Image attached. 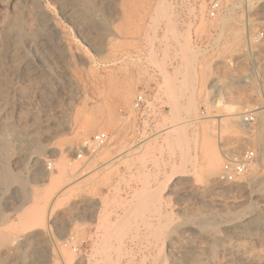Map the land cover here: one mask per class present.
Segmentation results:
<instances>
[{
	"label": "rangeland",
	"instance_id": "374dc122",
	"mask_svg": "<svg viewBox=\"0 0 264 264\" xmlns=\"http://www.w3.org/2000/svg\"><path fill=\"white\" fill-rule=\"evenodd\" d=\"M161 1L0 0V234L16 243L0 264H264V144L247 134L264 125V0L231 11L223 0L214 19L197 0H165L167 13ZM184 48L203 73L199 97L151 129L158 98L150 112L134 100ZM234 105L256 121L227 127ZM98 132L107 144L77 159ZM124 136L143 141L119 146ZM247 149L258 166L220 184L226 156ZM122 219L124 231L107 229Z\"/></svg>",
	"mask_w": 264,
	"mask_h": 264
},
{
	"label": "crops",
	"instance_id": "0c3cea01",
	"mask_svg": "<svg viewBox=\"0 0 264 264\" xmlns=\"http://www.w3.org/2000/svg\"><path fill=\"white\" fill-rule=\"evenodd\" d=\"M181 16L183 17L186 15L181 14ZM184 50L185 52L183 53V55L185 62L182 65L181 63H178L169 67L166 75L158 76L155 79V81L149 84V89H146L144 91L147 94L149 101L153 102L156 99V97L158 98V100L155 101V106H156L155 113H153V117L149 119V122L151 123V129L158 122L162 123L163 120L162 115L164 114L175 117L176 119L183 117V111L181 109V106L189 103L193 104L194 102L189 101V99L188 101L182 100L180 99V97L182 96L187 98L199 97L200 86L202 85L203 73L201 72L198 73L199 70L196 69L194 65L192 66L193 62L196 61L192 49L184 48ZM139 87L145 89L143 84H141ZM212 88L214 89V95L212 99L214 103H217L218 101L217 97L219 96V91L221 90V84H219L218 82L216 83L214 82ZM223 102H225L224 104L227 106V102L226 101ZM169 103L171 105H168ZM190 110L191 108L188 109V112H190ZM123 117L128 118V114L125 113ZM132 124L133 122H129L128 124L129 127L128 125L127 127L130 129ZM138 124L140 128L144 127L143 120H140ZM142 141L143 140L140 138V136L138 138H135V140L132 138V136H124L119 139L118 145L119 146L125 145L126 143L129 142H131L133 145L134 144L137 145L140 144ZM117 157L118 159H127V154L122 153L119 154ZM143 205H144L143 207H146L145 204Z\"/></svg>",
	"mask_w": 264,
	"mask_h": 264
},
{
	"label": "built area",
	"instance_id": "2783aa9c",
	"mask_svg": "<svg viewBox=\"0 0 264 264\" xmlns=\"http://www.w3.org/2000/svg\"><path fill=\"white\" fill-rule=\"evenodd\" d=\"M200 5L206 8L207 16L211 19L218 17L223 9V0H197ZM264 33H261L263 36ZM148 96L145 92H141L134 100V108L141 112H150L148 109ZM205 112H203L204 114ZM149 114V113H148ZM153 115L149 114L146 119L152 118ZM241 121L246 125H252L256 121V116L253 111L245 110L241 114ZM109 141V134L106 132H98L93 135L92 142L94 147L91 148L89 143H85L81 146V152L77 153V159H81L84 154H93L97 148H101ZM259 163V155L255 150L247 149L240 155L226 156V161L222 166V169L218 175V182L222 185H229L239 182L247 173ZM47 168L53 169V163H48ZM261 168L264 172V159L261 162Z\"/></svg>",
	"mask_w": 264,
	"mask_h": 264
},
{
	"label": "bare ground",
	"instance_id": "6f19581e",
	"mask_svg": "<svg viewBox=\"0 0 264 264\" xmlns=\"http://www.w3.org/2000/svg\"><path fill=\"white\" fill-rule=\"evenodd\" d=\"M235 4H236V0H227V6H226V9L227 10H232L233 8H234V6H235ZM170 6V5H169ZM157 11L158 12H161V13H167L166 11L168 10V7H167V5H166V1L165 0H162L158 5H157ZM196 9V8H195ZM202 9V8H201ZM234 10V9H233ZM191 11H193L192 9H191ZM190 11V12H191ZM202 11V10H201ZM160 13V14H161ZM159 15V14H158ZM228 22V21H227ZM237 35V34H236ZM237 37V36H236ZM235 37V38H236ZM239 37V36H238ZM191 47V46H190ZM191 49V48H190ZM190 53V52H189ZM191 54V53H190ZM187 55H188V53H187ZM200 57V56H199ZM192 64V63H191ZM176 83V82H175ZM174 84V83H173ZM178 88V87H177ZM176 88V89H177ZM172 92V91H171ZM177 98V97H176ZM193 102H194V100H192ZM196 101V100H195ZM192 104V103H191ZM229 106H231V105H227V107L228 108H230ZM234 107V113L233 114H231L232 116H231V118L229 119V121L227 122V127H229V128H235V126H237V125H240V123L242 124V125H244V127L245 126H249V125H246V124H244V123H242V121L241 122H239V120H237V118L235 117L236 115H235V113L237 112V109H238V107L239 106H237V105H234L233 106ZM176 108V107H175ZM227 108V110H229ZM189 109V108H188ZM191 111V110H190ZM258 116H260V118H261V120H262V122L264 123V111H260V112H258ZM107 120V119H106ZM94 127V126H93ZM260 127V126H259ZM87 129V128H86ZM260 129V128H259ZM180 132V131H179ZM246 132H249V130L246 128ZM247 134H250V136L252 137V139H253V141H255V142H257V143H260V144H264V125H263V127H261V129H260V131L258 130V132H255V133H247ZM183 135V134H182ZM179 136V135H178ZM183 138V137H182ZM185 140V139H184ZM183 140V141H184ZM170 141V140H169ZM180 141V140H179ZM168 142V141H167ZM187 142V141H186ZM185 141L183 142V144L181 143V145H185L186 146V144H184V143H186ZM88 143V142H87ZM177 144V143H176ZM184 147V146H183ZM186 148V147H185ZM184 148V149H185ZM189 152H190V150H189ZM234 152H237V150H235ZM182 154H184V152L182 153ZM214 155V154H213ZM183 156V155H182ZM210 156V155H209ZM217 156V155H216ZM186 157V156H185ZM190 157V156H189ZM212 157V156H211ZM213 158V157H212ZM218 158V157H217ZM259 158H261V154H259ZM262 159V158H261ZM188 160V159H187ZM218 160V159H217ZM221 161V160H220ZM260 161V160H259ZM258 165L256 164L252 169H254V168H256ZM178 167V166H177ZM179 168H181V167H179ZM211 170H212V172L213 173H215L216 171H218V164H217V162H213V164L211 165V168H210ZM47 170H48V168H47ZM45 175V177H50L49 176V174H44ZM179 176V175H178ZM257 177V170H255L254 172H252V174H251V177L250 178H252V177ZM10 179L11 178H13V177H9ZM258 178V177H257ZM175 179V178H174ZM174 179H172L169 183H172L173 182V180ZM256 179V178H255ZM9 180V179H8ZM250 180V179H249ZM258 181V180H257ZM256 181V182H257ZM248 183V182H247ZM259 186L260 187H264V179H262V180H260L259 181ZM156 195V194H155ZM152 196L153 195H151V197H147V198H149V199H151L152 198ZM146 198V199H147ZM153 198H157V199H159V195L157 194L155 197H153ZM32 199V198H31ZM143 200V199H142ZM151 201V200H150ZM155 201V200H154ZM147 202V201H146ZM36 205V204H35ZM38 205V204H37ZM139 205V204H138ZM138 205H137V208H138ZM147 204H145V206H146ZM144 206V205H143ZM34 207V206H33ZM45 207V206H44ZM44 207H37L36 209H34V212H33V216H34V219L36 220V221H42L43 220V215H44ZM137 208H135V209H137ZM141 208V207H140ZM30 210V209H29ZM132 211L134 210V209H131ZM141 210V209H140ZM139 209H137L136 211L134 210V213L136 212H138V211H140ZM159 210V209H158ZM142 211V210H141ZM131 213V212H130ZM28 214V213H27ZM139 214H140V212H139ZM24 215V214H23ZM130 214H127V216H129ZM132 215H133V213H132ZM217 215V214H216ZM125 216H126V214H125ZM124 216V218H126ZM45 217V216H44ZM25 218V217H24ZM27 218H29V216L27 217ZM129 218H131V217H129ZM206 218V217H205ZM210 218V217H209ZM221 218V217H220ZM30 219V218H29ZM28 219V220H29ZM45 219V218H44ZM204 219V218H203ZM239 219V218H238ZM128 220V219H127ZM126 219H122V221H120V222H118V224L117 225H115L114 224V226H112L111 228H107L110 232H116V231H118L119 233H120V231H124V228L126 227V222H129V221H127ZM226 220V219H225ZM233 220V219H232ZM241 220V218L239 219V220H237V221H240ZM244 220V219H243ZM45 221V220H44ZM199 221V220H198ZM211 221V220H210ZM223 221H224V219H223ZM228 221V220H227ZM209 222V221H208ZM219 222V221H218ZM217 222V223H218ZM171 223V222H170ZM204 223V222H203ZM202 223V224H203ZM209 223H211V222H209ZM128 224V223H127ZM172 224V223H171ZM160 225H161V223H160ZM175 225V224H174ZM206 225V224H205ZM204 225V226H205ZM220 225V224H219ZM25 226V225H24ZM130 226V225H129ZM204 226H203V228H204ZM216 226H217V224H216ZM199 227V226H198ZM202 226L200 225V227L199 228H201ZM221 227V226H220ZM128 228V227H127ZM208 229L210 228V227H207ZM216 228V227H215ZM155 229V228H154ZM163 229H164V227H163ZM176 229V228H175ZM206 229V228H205ZM205 229H202L203 231H205ZM212 229V228H211ZM200 231H201V229H199ZM108 231V232H109ZM157 231V230H156ZM177 231V230H176ZM203 231L201 232V233H203ZM208 231V230H207ZM209 231H210V229H209ZM172 232H174V231H171V234H173ZM209 234V233H208ZM209 235H211V234H209ZM212 236V235H211ZM19 237V236H18ZM172 237V236H171ZM170 237V238H171ZM104 238V237H103ZM106 238V237H105ZM110 238V237H109ZM108 238V239H109ZM32 240V239H31ZM30 240V241H31ZM104 239H102V241H103ZM106 240V239H105ZM108 241V240H107ZM213 241V240H212ZM122 242V241H121ZM165 242V241H164ZM102 243V242H101ZM167 243V242H166ZM14 244H16L15 243V241L13 242V240H12V238L9 236V235H6V234H4V233H1L0 234V247L1 246H10V245H14ZM213 244V243H212ZM104 245H107V244H104ZM103 245V246H104ZM110 245V244H109ZM119 246V245H118ZM121 246V245H120ZM120 246H119V249H120ZM100 247V246H99ZM122 247V246H121ZM104 248H105V246H104ZM110 248V247H109ZM122 250V249H121ZM99 251V250H98ZM115 251V250H114ZM120 252V251H119ZM109 253V252H108ZM71 255V254H70ZM219 256V255H218ZM250 257V256H249ZM68 260V259H67ZM63 261V260H62ZM71 262H72V258H71V261H70V263L68 262H65L64 264H71ZM83 263H84V260H83ZM252 263V262H251ZM86 264V263H85ZM97 264V263H96ZM263 264V263H262Z\"/></svg>",
	"mask_w": 264,
	"mask_h": 264
}]
</instances>
